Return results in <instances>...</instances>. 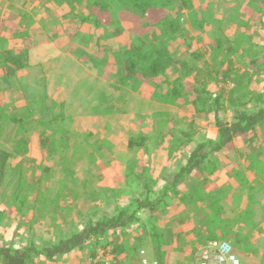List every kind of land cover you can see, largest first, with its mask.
Instances as JSON below:
<instances>
[{"label": "trees", "instance_id": "trees-1", "mask_svg": "<svg viewBox=\"0 0 264 264\" xmlns=\"http://www.w3.org/2000/svg\"><path fill=\"white\" fill-rule=\"evenodd\" d=\"M253 2L263 9L264 0ZM55 3L56 5L63 3L67 6L66 13L58 7L55 8L61 24L64 23L67 13L75 14L76 23L74 28L68 29L67 37H60V29L52 36L60 41L63 39L61 42L64 44L65 51H73L71 53L79 56L85 67L105 79L103 83L100 78L80 82V87H85L86 95L89 96L92 93L102 96L99 103L96 100L86 108L87 114L99 117L111 115L113 112L127 115L134 108V96L131 92H138L143 96L151 97L161 105H176L194 113H211L216 133L212 139L205 137L195 139L193 125L187 130L180 127L176 132L173 126L167 128L165 122H160V125L153 130L151 140L156 141L159 146L164 145L167 136L171 144L182 145L185 141L192 142V148L184 146L188 151L186 156H183L181 151L179 155L173 149H169L163 152L164 154L154 157V152L149 148L144 137L127 138L124 147L129 154L124 150L125 157L119 155L116 162L120 161V166L125 163L127 171L123 172V183L125 186L134 185L137 190H140L139 195H130L123 206L115 207L111 216L88 220L82 228L66 231L55 241H50L47 237L41 243H36L29 238L21 247L0 245V264H32L36 259L53 264L62 263V257L75 251L83 253L85 264H116L120 255L128 256L129 254L128 258L139 256L145 240H149L152 245L155 259L153 263L165 264L171 254L175 255L180 251L177 246H172V240L166 233L168 228L164 221L167 216L177 211L189 217L186 211L183 212L187 208L188 211L194 210L198 213V218L192 216V220L195 223L197 221L198 224H194V228L187 230L188 233H196L194 235L196 238L202 235V230L209 233L211 231L209 226H213L212 229L224 228L222 205L219 199L214 197L206 203L205 197L200 194L202 189L208 190L209 184L206 180L199 181L198 177L212 168L214 163L210 158L212 154L232 148L235 139L248 138L250 133L258 135L264 133V89L260 90L257 87L259 78L264 76V44L257 43L246 33L251 26L247 18L235 19L236 17L225 13L218 15L227 21V25L234 28L233 34L224 31V22L217 13L223 8L229 11L233 9L226 0L209 2L204 0H56ZM182 11H186V21ZM7 14L8 10L5 9L0 12V17ZM22 16L24 14L16 15L19 19ZM6 18L2 21L5 22ZM191 25L204 35L208 33L210 36L209 40L204 41V50L210 56V60L203 62L201 71L195 65V60L199 61L206 55L197 52V49L193 50L189 42H186L190 40L186 29L188 30ZM5 27L8 26L5 25ZM252 27V30L257 29L263 33L264 38V19L254 21ZM61 29L65 32L63 26ZM10 31L13 30L10 29ZM37 33L38 27L32 20L19 25L15 29V38L23 42V48L18 49L9 46L6 33L0 34V121L7 117H17L19 127L26 126V123L33 120L39 121L34 123L33 128H25L24 136H19L14 128V132L9 133L8 139L4 142V144H11L10 148L0 145V203H4L0 207V221L4 212L8 210L9 215L17 216L15 221L17 228L25 227L27 224L28 230H31L36 221L34 215L39 212L40 221L44 223L43 229L50 232L54 226L50 222L52 217L46 214L44 203L48 197L47 194L50 195L52 192V187L46 186V183H38L35 193L30 195V201L33 202L28 203L27 197L20 195L18 188L21 184L18 180L28 171L30 165L25 158V154L29 153L28 133L36 128L40 148L48 151L52 156L57 145L52 138L50 125L44 124L43 121L64 119L65 113L61 109L68 108L69 104L51 99L45 92L31 95L29 91L32 88L28 85H22L18 89L21 97L20 106H24L22 114L15 115L2 103L4 92L15 89L20 71L28 66L27 49L40 43L39 40L35 41ZM120 34L127 38L125 43L117 49L112 48L111 44L99 43L101 35L108 36L109 40L115 43ZM90 38L93 43L92 56L98 58L101 64L100 69H95L91 59L85 56L81 47L72 49L71 46L76 41L88 42ZM106 40L108 42L107 38ZM188 55L192 56L191 62ZM56 64L51 63L50 67L53 69ZM70 64L69 60L60 62L62 68ZM203 69L209 70L203 73ZM78 70L80 67L75 65V71ZM74 74L78 75L77 72ZM56 80L58 81L59 78ZM63 83H65L64 88L70 85L69 80ZM58 87L59 85L54 84L53 89ZM81 95L83 94L79 92V87L74 88L72 96ZM64 96L66 99H71V95ZM84 99L87 98L84 97ZM85 104H88L86 100ZM227 107L231 109L229 121L219 117L220 114L224 115L227 112ZM34 109L38 111V119H33ZM152 115L162 119L166 113L155 112ZM38 123L41 126L36 125ZM188 132L189 135H187ZM260 148L263 150V146ZM137 150L141 152L137 153ZM144 154L148 161L144 164L145 167L137 166L138 162L133 163L134 165L129 163L131 156L140 157ZM21 156L23 158H20ZM16 159L18 161L14 164ZM167 162L174 165L167 168ZM120 166L112 164L111 170L117 171L121 168ZM150 166H155V169L161 168L158 177L155 178V169ZM137 168L140 169L137 170ZM50 170L51 166L47 165L41 171L47 173ZM234 170L235 168H231L226 175L229 174L237 179V175H232ZM239 171L241 173L243 170ZM245 173L249 174L246 171ZM13 176L16 177V183L10 194L6 188L9 181H5L6 178L10 180ZM119 177L115 175L108 178L109 184H98V189L93 185V188H96L94 192L97 201L104 202L105 197L115 196L114 190L120 189L115 186ZM187 178L195 180L189 188L184 185ZM239 183L242 181L237 179L236 185ZM231 185H234L233 181L228 186ZM24 186L28 187V185ZM65 187L69 186L58 184L55 192H60ZM245 190L249 191V188L245 187ZM247 195L249 198L250 194L247 193ZM2 200L5 201L2 202ZM202 202L205 204L199 205ZM134 227L144 231V234L134 242L125 240L124 236L122 238L120 232L130 233L135 229ZM125 230L128 232H124ZM213 236L209 235L206 241L203 240L194 246L203 247L205 242L213 238L227 240L231 235L223 233L221 237ZM233 240L236 245L243 242V240L240 242L237 237ZM243 244L244 247L246 241ZM107 247L110 248L109 253L112 255L110 262L98 260L93 262L98 251L105 250ZM109 253L106 252L107 255ZM239 253L247 264L257 263L245 251H239ZM134 264H140V260Z\"/></svg>", "mask_w": 264, "mask_h": 264}, {"label": "rangeland", "instance_id": "rangeland-1", "mask_svg": "<svg viewBox=\"0 0 264 264\" xmlns=\"http://www.w3.org/2000/svg\"><path fill=\"white\" fill-rule=\"evenodd\" d=\"M204 1L209 2L212 0ZM226 1L229 2V6L233 7V9L229 11L223 8L217 13V16L225 13L228 16L236 17L235 19H239V17L247 18L251 26L249 27L250 30L246 33L253 37L257 43L264 44L263 33L257 29L252 30L254 21L264 19V6L263 9L258 7V5H256L257 3L253 2L254 0ZM55 2L56 0H0V12L5 9L8 10L6 16L1 15L2 17H0V34L6 33V35H8L9 46L14 49L23 48V42L15 38V29L22 23H27L29 20H32L38 27L35 41L39 40L40 42L27 49L28 54L26 63H28V66L20 71V76L16 79L17 83H15V89L4 92L5 96L2 101L4 107L15 113V115L18 114L17 116L24 112V106H20L21 97L18 90L22 85H28V87L32 88L29 91L31 95L37 92L40 94L45 92L51 99L65 101L69 104L68 108L61 109L65 113L64 119H50L47 122L43 121L44 124L50 125L52 138L57 145L52 156L48 151L43 149L40 150L38 146L39 134L35 130L36 128L29 132L28 135L26 133L29 137L30 153L36 158L37 162H33L31 158H29L30 153L25 154V158L30 159L31 163L29 161L30 165L28 171L18 180L19 184H21L20 188H18L20 190V195L26 196L28 203L33 202L30 201V195L35 193L38 183H46V186L52 187L54 192L52 190L50 195L47 194L48 197L45 199L44 209L46 214L48 213V215L52 217L50 222L54 228H52L50 232L43 229L44 223L40 221L39 212L34 215L36 221L31 230H28L27 224L25 227L17 228V224L15 223L17 216L9 215L7 210L4 212V216L3 218L1 217L2 220L0 221V245L21 247L24 245L25 240H29V238H32L36 243H41L43 240L47 239V237L50 241H55L58 237L65 234L66 231L78 227L82 228L88 220H96L101 216H111L115 207L123 206L130 195H139L140 190H137L134 185L125 186L123 183L124 180L122 179V175L124 171H127L125 163L120 166V161L118 163L116 162L119 155L125 157L124 150L129 154L126 147H124L127 138L144 137L149 148L153 150L154 157L159 154H164L163 152L169 149H173L179 153V155L181 151V153L184 154L183 156H186V152H188L187 148L193 147L192 142L185 141L182 145L171 144L170 138L167 136L164 145L159 146L156 141L151 140L153 130L160 125V122H165L167 128L173 126L176 132L180 127L187 130L189 126L193 125L196 134L193 138L195 139H200L202 137L212 139L216 133L215 122L212 119L211 113H194L192 111L188 112L183 110L176 105H161L152 100L151 97L143 96L138 92H131L134 96V108H132L133 110L131 113L127 115L115 112L111 115H104L102 117L87 114L86 111L88 109L86 108L89 107L91 103H95L96 100L99 103L102 96L92 93L89 96L86 95L85 87H80V82L86 79L92 81L100 78L101 83H103L105 79L90 68L85 67L82 60L79 59L80 57L71 53L73 51H65L63 48L64 44L61 42L63 39L60 41L52 36V34L60 29V37H67L69 35L68 29L74 28L76 23L75 14L67 13L64 23L61 24L55 8L58 7L62 12L66 13L67 6L63 3L62 5H56ZM182 12L185 15L184 20L186 21V11ZM19 13L24 14L20 19L16 17ZM5 18L6 21L3 22L2 19ZM223 22L224 31L233 34L234 28L227 25L226 20H223ZM5 25L8 27H5ZM62 26L65 32L61 29ZM10 29L13 31H10ZM186 32L188 33L187 36L190 38V40L186 42H189L191 48L193 50L197 49V52L206 55L199 61L195 60V65L200 70L203 62L206 63L210 60V56H208L204 50V41L205 39L209 40L210 36L208 33L204 35V33L195 29L192 25L188 30L186 29ZM106 38L108 42H106ZM126 38L127 36L120 34L118 40L113 43L109 40L108 36L101 35L99 43H108L113 45L112 48L117 49L125 43ZM71 46L72 49L81 47L85 52V56L91 59L95 69L101 68L98 58L92 56L93 43L91 38L88 42L76 41V43H73ZM187 57H189V62H191L192 56L188 55ZM63 60H69L71 64L62 68L60 62ZM51 63H57L53 66V69L50 67L52 66ZM75 65H78L80 70L75 71ZM208 70L203 69V73H206ZM75 72L78 73L77 76H75ZM57 78H59L60 81H57ZM45 80L47 82H45ZM67 80H69L70 85L64 88L65 83L63 82ZM54 84L55 86L59 85V87L53 89ZM76 87H79V92L83 95L72 96V92ZM257 87L260 90L264 89V76L259 78ZM64 95H71V99H66ZM27 97L28 95L26 99ZM84 97L87 99H84ZM35 99L37 100L38 98ZM85 100L88 104H85ZM39 109H41L40 106ZM226 111L224 115L220 114L219 117L229 121L231 118V109L227 107ZM155 112L166 113V116L164 115L162 119L156 118L152 115ZM33 119H38V111L35 109ZM33 121L26 123V126L19 127V119L17 117L4 118L0 121V145L10 148L11 144H4L8 139V134L13 133V129L15 128L19 136H24L25 128L31 129L34 123L39 122ZM36 125L41 126L39 123ZM187 135H189V132ZM82 138L84 139L83 141L81 140ZM184 146L187 148H184ZM261 146H263V150L260 148ZM38 148L40 153L37 150ZM139 152L141 151L137 150V153ZM39 154L42 156V160L39 158ZM20 158L23 157L21 156ZM210 158L214 161L212 168L204 171L198 177L199 181L206 180L209 184L208 190L202 189V194L200 195L205 197L206 203L207 201L210 202L214 197L219 199V203L222 205L221 213H223L224 222L222 224L224 228H217L219 229L217 230L215 228L212 229L213 226H209V229H211L209 233L202 230L201 238H196L194 236L196 233L191 234L188 233L187 230L191 227L194 228V224H198L197 221L195 223L192 220V216L198 218V213H195L194 210H189L192 211L189 212L187 208L183 212L186 211V213L190 215L189 217L177 211L167 216L164 221L165 226L168 228L166 233L170 237V240H172V246H177L183 257L173 264L196 263L200 251L213 240L229 243L234 251L235 243L233 238L236 240L235 237L239 239L243 237L247 243H250L253 250L249 251L247 248L243 250L252 257L260 259L264 264V228L262 230L249 220L250 216H252L253 219L262 217L264 220V133H260V135L257 133H250L248 138L235 139L232 148L214 153ZM17 161L18 159L14 161V164ZM135 162L139 163L137 166L141 168H143V166L145 167L144 164L148 162L146 154L140 157L134 155L129 158L130 164L134 165L133 163ZM171 162H167V168L174 165ZM112 164L118 167L120 166V170H111ZM47 165L51 166V170L47 173H43L41 170ZM150 167L155 169V166ZM231 168H235L232 175H237V179L242 181L239 185H236L237 179L232 178L229 174L226 175V172ZM139 169L140 168H137V170ZM160 169L161 168L157 167V169L154 170L155 178L160 174ZM240 169L243 170L241 173L239 171ZM245 171L249 172V174L246 175ZM16 172L14 174H16ZM115 175L117 178L120 176L115 184V186L120 189L114 190L116 193L114 197H105L104 202L101 200L97 201L96 193L94 192L96 188H93V185L96 186L97 189L98 184L108 185V178ZM7 181H9V184L6 188L11 194L15 187L16 177L13 176L10 180L6 178L5 182ZM231 181L234 182V185L229 187L228 185ZM194 183L195 180L190 178L184 181V185L188 188ZM58 184L67 185L69 187H65L60 192L56 193L55 189ZM24 185H28V187ZM245 187L249 188V198ZM43 189L48 191L45 187H43ZM4 201L5 200H2V202ZM199 201L200 200L197 199L198 203H200ZM3 204L4 203H0V207ZM204 204L205 202H202L199 205ZM143 220L145 221V217H143ZM253 221L255 222V220ZM261 222L263 227L264 221ZM126 231L127 230L124 232ZM244 231H246V233ZM122 233L123 232H120L122 238L125 237V240L134 242L144 234V231L135 228L130 231V233ZM223 233L231 234L228 240L215 238L207 243L205 242L203 247L194 246V244L197 245L203 240L206 241L209 235L213 236L216 234V236L213 237H221ZM239 246H242L241 243H239ZM151 247L152 245L149 240H145L141 251H139V256L128 258L129 254L128 256L120 255L116 264H134L137 263L138 260H140V264H154V251ZM109 250V247L105 250H99L93 262H96V260L104 261L105 263L110 262L112 255L109 253ZM106 252L109 254L107 255ZM84 257L82 252L75 251L62 257V263L56 264H85V260H83ZM240 260L243 261L242 259ZM32 264L53 263L36 259Z\"/></svg>", "mask_w": 264, "mask_h": 264}, {"label": "built area", "instance_id": "built-area-1", "mask_svg": "<svg viewBox=\"0 0 264 264\" xmlns=\"http://www.w3.org/2000/svg\"><path fill=\"white\" fill-rule=\"evenodd\" d=\"M194 264H247L233 252L229 243L220 240L209 242L200 251Z\"/></svg>", "mask_w": 264, "mask_h": 264}, {"label": "crops", "instance_id": "crops-1", "mask_svg": "<svg viewBox=\"0 0 264 264\" xmlns=\"http://www.w3.org/2000/svg\"><path fill=\"white\" fill-rule=\"evenodd\" d=\"M29 146H30V144H29ZM38 146H39V142H38ZM39 148H40V146H39ZM39 148L37 149L38 150V152H39ZM40 150H41V148H40ZM29 153H30V148H29ZM28 153V154H29ZM40 153V152H39ZM30 155V157L29 158H31V160L33 161V162H37V160H36V158H34L33 157V155L30 153L29 154ZM39 158H41V160H42V156L39 154ZM31 160L30 159H28V161H30V163H31ZM38 164V163H37ZM247 193H249V191H247ZM240 198H241V196H240ZM251 208V207H250ZM252 216H250V219L249 220H251L253 223H255V226L257 225L258 227H260L262 230H263V228H264V225H263V227H262V222L261 221H264L263 220V218L261 217V218H252ZM253 220H255V222L253 221ZM254 226V227H255ZM253 227V226H252ZM243 230H245V229H243ZM248 230V229H247ZM250 230H252V229H250ZM245 233H246V231H244ZM264 232V231H263ZM229 235H231V234H229ZM244 235V234H243ZM234 236V235H233ZM236 238V237H235ZM213 239H215V238H213ZM212 239V240H213ZM228 240V239H227ZM241 240H243V242L241 243V248H238V247H240L239 245H236V243L234 244V246H235V249H234V253L239 257V259H242L243 261H244V257L239 253V251H244V250H242V249H244V248H247L249 251L250 250H253V247H252V245H250V243H247L246 242V245L243 247V243L246 241V240H244L243 239V237H242V239H240V242H241ZM239 244V243H238ZM192 253V252H191ZM182 256H181V251H179V252H176V254L174 255V254H171L170 255V257H169V259H168V261L167 262H165V264H173L175 261H177L178 259H180ZM183 258V257H182ZM254 259H255V261H257V263L256 264H263L262 262H261V260L260 259H257L256 257H253ZM195 262H192V264H194Z\"/></svg>", "mask_w": 264, "mask_h": 264}]
</instances>
